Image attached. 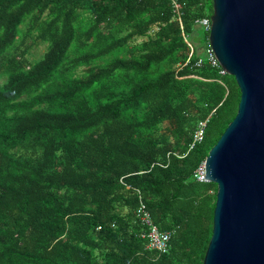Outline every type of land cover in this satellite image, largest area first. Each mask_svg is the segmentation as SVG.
<instances>
[{
    "label": "trees",
    "instance_id": "obj_1",
    "mask_svg": "<svg viewBox=\"0 0 264 264\" xmlns=\"http://www.w3.org/2000/svg\"><path fill=\"white\" fill-rule=\"evenodd\" d=\"M213 15V0H0V264H204L218 188L194 172L241 100L205 56L196 22ZM140 201L168 252L141 238Z\"/></svg>",
    "mask_w": 264,
    "mask_h": 264
},
{
    "label": "water",
    "instance_id": "obj_2",
    "mask_svg": "<svg viewBox=\"0 0 264 264\" xmlns=\"http://www.w3.org/2000/svg\"><path fill=\"white\" fill-rule=\"evenodd\" d=\"M213 8L210 46L241 100L205 160L218 189L204 264H264V0H213Z\"/></svg>",
    "mask_w": 264,
    "mask_h": 264
},
{
    "label": "built area",
    "instance_id": "obj_3",
    "mask_svg": "<svg viewBox=\"0 0 264 264\" xmlns=\"http://www.w3.org/2000/svg\"><path fill=\"white\" fill-rule=\"evenodd\" d=\"M201 1V0H200ZM175 8L177 11L180 9L179 4L175 3ZM197 25L204 28L206 32H210L212 28L211 20L197 21ZM186 43L191 48V56L194 54V47L191 43L186 40ZM205 56L211 66L215 68H221V74H227L226 71L219 64L217 57L211 46L206 50ZM203 63V59H200L198 65L201 66ZM209 120L201 121L192 136V142L189 146V150H193L197 145L201 144L205 139L206 129ZM194 179L200 183H210L208 179H206V163L205 161L200 164V166L194 172ZM136 216L138 223L142 229L141 238L147 241V248L151 251L158 253H166L169 250L170 241L172 237V233L163 232L159 229V227L153 221L151 213L148 210L147 205L140 201L139 206L136 210Z\"/></svg>",
    "mask_w": 264,
    "mask_h": 264
},
{
    "label": "rangeland",
    "instance_id": "obj_4",
    "mask_svg": "<svg viewBox=\"0 0 264 264\" xmlns=\"http://www.w3.org/2000/svg\"><path fill=\"white\" fill-rule=\"evenodd\" d=\"M47 48V44L40 45L39 47H34L28 55L29 60L34 63L39 61L47 51Z\"/></svg>",
    "mask_w": 264,
    "mask_h": 264
}]
</instances>
